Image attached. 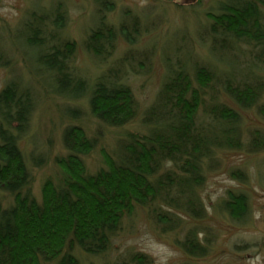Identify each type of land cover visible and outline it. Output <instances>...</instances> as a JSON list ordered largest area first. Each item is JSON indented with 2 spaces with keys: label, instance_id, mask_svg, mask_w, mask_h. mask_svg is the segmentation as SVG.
<instances>
[{
  "label": "trees",
  "instance_id": "1",
  "mask_svg": "<svg viewBox=\"0 0 264 264\" xmlns=\"http://www.w3.org/2000/svg\"><path fill=\"white\" fill-rule=\"evenodd\" d=\"M93 1L94 24L84 47L105 62L120 40L136 44L141 18L126 9L113 23L108 15L114 3ZM207 15L209 47L228 69L189 64L181 58L170 61L155 100L141 117L147 132L125 135L117 157L106 152L107 168L95 174L87 172L84 157L97 148V139L80 125H68L62 138L69 153L56 161L64 177L58 183L47 180L41 200L33 192V170L43 165L45 157L27 160L21 148L37 98L30 86L15 78L0 85V192L13 197L11 205L0 204V264H82V255L99 256L109 250L124 219L138 207L149 208L162 231H174L180 223L178 212L195 219L206 216L198 190L217 152L264 149V132L258 128L246 132L240 111L256 107L264 117V76L255 72L264 69V0H217ZM67 20L61 1L49 11L29 9L19 36L34 50L36 63L56 95L69 101L86 98L91 114L109 127L131 123L139 107L127 65L138 57L128 48L90 82L72 64L76 42L61 33ZM11 62L0 49V67ZM64 113L78 120L83 110L69 106ZM237 170L245 180L246 174ZM221 207L242 220L248 213V198L243 192L229 191ZM204 239L197 226H190L176 242L197 258L209 253V241ZM131 259L150 263L143 253H134Z\"/></svg>",
  "mask_w": 264,
  "mask_h": 264
},
{
  "label": "rangeland",
  "instance_id": "2",
  "mask_svg": "<svg viewBox=\"0 0 264 264\" xmlns=\"http://www.w3.org/2000/svg\"><path fill=\"white\" fill-rule=\"evenodd\" d=\"M61 1L68 14L62 30L64 38L76 42L73 66L83 76L94 81L100 73L119 58L128 48L137 56L127 65V79L138 101L139 114L123 127H109L94 117L86 98L69 101L54 93L47 75L36 63L34 50L19 36L18 28L27 11L41 8L49 11ZM114 10L108 15L118 23L126 9L141 18V35L134 46L120 40L115 53L107 61L96 59L85 50L84 42L94 24L96 6L93 0H0V49L11 65L0 67V85L10 78L30 86L37 98L28 133L21 140L27 160L43 155L45 161L34 168L33 192L42 199L45 182L55 183L64 177L63 168L56 162L67 156L63 144V132L70 124L80 125L91 138H96L97 148L84 157L87 172L95 174L107 168L105 153L117 157L119 141L130 131L146 133L141 117L155 100L167 73L170 61L177 58L192 64L201 62L228 69L222 57L211 51L205 30L210 23L207 12L215 9L217 0H111ZM141 61V63H140ZM243 65V64H242ZM136 71H135V70ZM255 72L264 76V69ZM264 101V95H263ZM69 106H80L83 115L78 120L64 112ZM246 132L258 128L264 132V117L256 107L240 110ZM211 168L207 169L203 186L198 190L206 207L201 219L178 212L179 226L174 231H162L149 208L135 209L124 219L112 243L99 256L82 255V264H136L134 253H143L149 264H264V149L258 152L221 150ZM246 174L240 178L238 170ZM237 170V171H235ZM229 191L243 192L248 198V213L236 220L222 210V203ZM13 197L0 192V204L9 206ZM197 226L200 237L209 241V253L205 257H191L177 244L185 230ZM205 241V239H204Z\"/></svg>",
  "mask_w": 264,
  "mask_h": 264
}]
</instances>
